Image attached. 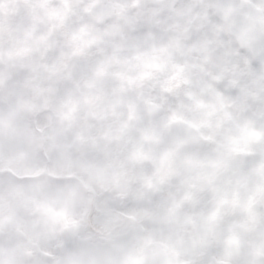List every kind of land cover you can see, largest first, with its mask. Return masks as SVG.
I'll list each match as a JSON object with an SVG mask.
<instances>
[{"label": "clouds", "instance_id": "clouds-1", "mask_svg": "<svg viewBox=\"0 0 264 264\" xmlns=\"http://www.w3.org/2000/svg\"><path fill=\"white\" fill-rule=\"evenodd\" d=\"M0 264H264V0H0Z\"/></svg>", "mask_w": 264, "mask_h": 264}]
</instances>
